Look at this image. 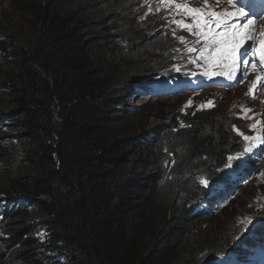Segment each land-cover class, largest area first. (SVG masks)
<instances>
[{"label":"trees","instance_id":"obj_1","mask_svg":"<svg viewBox=\"0 0 264 264\" xmlns=\"http://www.w3.org/2000/svg\"><path fill=\"white\" fill-rule=\"evenodd\" d=\"M153 4L0 0V264H221L255 246L237 242V201L202 229L207 252L189 230L220 202L203 179L243 145L217 98L152 126L126 104L168 93L178 24L145 18Z\"/></svg>","mask_w":264,"mask_h":264},{"label":"rangeland","instance_id":"obj_2","mask_svg":"<svg viewBox=\"0 0 264 264\" xmlns=\"http://www.w3.org/2000/svg\"><path fill=\"white\" fill-rule=\"evenodd\" d=\"M174 2V0H171ZM180 2H184L186 0H179ZM202 1H206V0H201V5L204 7L203 10L205 11V4H214V0H208L206 3L202 2ZM154 4L151 10L152 13V18L155 19L158 17V14L162 13V12H167L166 15L164 16V21L168 23L173 22L175 19H179L178 21H184L185 19H193V17L187 16V14L183 15L180 13V10L178 7H173L171 4H169L168 0H161L160 3L158 4L156 2V0H153ZM198 2V1H196ZM217 2H220V6H218L215 9L221 8V11L217 10V13L219 12H223L225 10L227 11H235V9L233 8V6L231 4L228 3V0H217ZM260 2H262V0H246L245 2V6L243 7L245 9L246 12H249L251 10V8H255L256 9V4H259ZM255 5V7H254ZM181 6V5H180ZM259 6V5H258ZM238 7H241L238 5ZM184 12H187V8L186 6H183ZM215 11V10H213ZM264 12V10L258 11V15L262 14ZM180 14V15H179ZM143 15L145 16V9H143ZM248 17L245 18H240V17H233L231 23H233L234 25H243L244 23L247 22ZM205 19H207V17H205ZM215 19V18H213ZM255 20V19H252ZM194 21V20H193ZM254 23V21H253ZM179 27V29H173V35L174 37L177 39V43L175 44L176 47V51H178L179 53L185 55L186 57L190 58L191 60H195V65L198 67H204V64L201 62L202 58L200 57V54H197L196 51L193 52H189L187 49L189 47L191 48H196L197 47V42L195 41V34L193 32V30L190 32L187 28H184L182 26H177ZM262 28V26H255L253 24V30H260ZM216 31H221L222 29H215ZM180 37H184V41L182 42ZM245 49L248 50V54H252L253 52H255L256 48L253 45H248L247 42L245 41L244 43V49L241 48V52H243ZM170 60L167 62L169 63V65L173 64L174 62H176L178 60V54L175 51H171L170 53ZM238 57L240 58V53L237 54ZM240 61H242L240 59ZM162 66V68L160 69L161 73L164 74L165 76H169V72L166 70L167 68H164L166 66V63ZM221 64H227L228 62H220ZM237 64V63H236ZM168 65V66H169ZM195 69V68H194ZM258 70H262L260 67H257ZM193 70V69H192ZM182 71L179 70V68H176L174 70V73H179ZM173 74V73H172ZM255 76L251 73L248 74V77L239 85L237 86V88L234 91H219V90H207L206 94L199 96L198 93H196V91H191L190 93H185L183 92L184 86H180L179 90L182 91L183 93H176L173 96H165V95H161V96H154L153 98H149L148 95L143 96L140 95L139 97H132L131 99L129 98L127 100V105H130V109L133 111H129L130 113H133L134 111L137 110V108H140V112L142 110L145 111H149L151 112V114L147 115L146 117V121H147V125L148 126H152V125H158L163 123V120H168L169 118H176L177 121H179L181 119V116L185 113H190V114H194L196 112H198L200 110V108L204 107L206 105V103L209 104H213L214 103V97L217 98V105H218V111L221 112V114L224 115H228L229 120H233V118L230 116L229 111H233V109H230L229 111H227L228 109V105L229 102H234L237 104V102L233 101L232 99L237 96V100L238 101H242L245 102L248 105L253 106L254 108H250V107H246L244 108V110H250V112H257L258 115L256 118H254L253 120H258L259 125H260V129L264 131V94L262 92H256L255 95L251 94V92H249V86L250 84L255 80ZM172 80V79H171ZM124 84V83H123ZM156 97V98H155ZM160 99L163 100V102L161 103H157L154 102L155 100ZM154 102V103H153ZM151 107V108H150ZM236 110L239 112L238 107L236 108ZM260 111L259 112L257 111ZM250 133L247 132L246 135L249 136L250 138L255 137L256 139H249L251 144L249 145L247 142H245L243 139L239 138L237 136V141L240 139L242 142V147L240 150V154L242 152L245 151V149L247 148H251L252 146L255 148L256 146H258L257 153L255 155H253L252 159H249V161L251 160L253 163H251V167H253V165L256 166L255 171L254 170H249L247 171L248 173H250L249 177L247 178V180L243 179V177L237 178V182L239 185V187L243 188L239 190V193H244L242 194L244 197H242V199H246V204L244 205V202H239V200L234 199V197H232L229 201L225 202L224 205L221 207V209L227 207V205L229 204V206L226 208L227 210H224L225 214H227L228 212H230L231 210H234L235 205L234 202L237 201V209L238 206L241 207L242 210H247L253 212L254 207H255V201H257V206L259 205V201H262L261 199L264 197V193H263V188H264V136H260V137H256L257 134H260L258 132H256L255 130H253V128L251 127L249 129ZM255 143H257V145L255 146ZM238 145V144H237ZM250 146V147H249ZM261 150V151H260ZM234 157V156H233ZM257 161V162H256ZM235 167H237V169L235 168L234 170H229L231 172H235V170H237L236 172H241V170H246L243 168H240L237 166V164L235 165ZM231 174H229L230 176ZM226 174H224V180H226L227 178ZM239 180V181H238ZM241 181V182H240ZM244 185V186H243ZM215 191V190H214ZM213 191V192H214ZM219 191V188H217V192ZM241 195V196H242ZM263 196V197H262ZM239 199V196H237ZM236 197V198H237ZM243 201V200H241ZM233 203V204H232ZM261 219H264V203L262 202V207H261ZM259 210H256V212H258ZM233 212V211H232ZM238 214V213H237ZM246 215V214H245ZM239 217V216H238ZM240 217H243L242 214H240ZM254 219V214H251V219L249 220H242L238 223H236V225H239L242 228L245 227H249L251 224V221ZM213 220V221H212ZM264 221V220H263ZM206 222L205 220L203 222H195L193 224L190 225L189 230H192L197 236V244L195 246V250L198 252V256H199V251H207L205 249L206 245L209 244L210 242L213 241V239H210L209 235H205L202 236V229L208 228V226H212L213 223H215L212 226V232L215 233V235H217V232L220 231L221 226H219L220 224H218L216 222V217H213L211 219H208V223H204ZM210 222V223H209ZM212 222V223H211ZM256 229H259L256 228ZM254 230V229H253ZM264 234V230H262L261 235L258 237L259 240H261V236ZM255 245H259L258 243H256ZM185 249H183L182 254H185ZM196 254V255H197ZM181 255V254H180ZM181 259L182 255H181Z\"/></svg>","mask_w":264,"mask_h":264},{"label":"snow or ice","instance_id":"obj_3","mask_svg":"<svg viewBox=\"0 0 264 264\" xmlns=\"http://www.w3.org/2000/svg\"><path fill=\"white\" fill-rule=\"evenodd\" d=\"M228 3L233 6L235 11H207L198 8H189L187 12L193 16V24H183L182 21H174L179 26L187 28L190 32L193 28L199 29L195 34L197 36L206 37L205 47L196 50L189 47L187 50L189 52L199 51L200 57L203 58L205 64L209 66H214L218 62H228L226 66L234 69L235 65L240 56H246L248 50L245 49L241 52L246 40L253 39V21L251 19L247 20L243 25H234L231 23L233 17L245 18L249 15L243 7H238L240 0H228ZM177 7H182L178 5ZM207 17V19H205ZM215 18V19H213ZM222 29L221 31H216L215 29ZM264 37V32L261 33ZM181 41H184V37H180ZM212 46L213 51L207 55L208 47ZM260 55V62L264 63V39L261 40V47L258 49ZM195 63V60H192ZM243 63H247L244 60ZM255 67V65H253ZM210 70V69H208ZM208 70L204 74H208ZM217 75H222L223 73H216ZM231 73H229V79H231ZM260 77H257L259 80ZM211 103V102H209ZM250 111V110H248ZM242 135V134H241ZM246 140L251 139L250 137H244ZM206 183V181H204Z\"/></svg>","mask_w":264,"mask_h":264},{"label":"bare ground","instance_id":"obj_4","mask_svg":"<svg viewBox=\"0 0 264 264\" xmlns=\"http://www.w3.org/2000/svg\"><path fill=\"white\" fill-rule=\"evenodd\" d=\"M159 1H161V0H159ZM240 1H242V4H241V7H244L245 6V0H240ZM168 2H169V4H171L173 7H177V5H176V3H174L173 1H171V0H168ZM151 4V3H150ZM148 5H149V3H148ZM146 7V6H145ZM148 8V7H147ZM151 8V7H150ZM149 8V9H150ZM179 8V10H180V13L182 14V16L183 15H185V14H187V16H190V14L189 13H185L184 12V9L182 8V7H178ZM176 9V8H175ZM151 11L152 10H147V9H145V13H146V15H145V18L146 17H152V13H151ZM159 15H161V14H158V16ZM144 18V19H145ZM146 20V19H145ZM166 21V20H165ZM174 21H176V19L174 20ZM170 22V24L171 25H174L175 24V22ZM168 22V21H167ZM184 24V23H183ZM176 29H179V27H176ZM174 31V30H173ZM173 41V40H172ZM174 42V41H173ZM173 48V47H172ZM166 55V54H165ZM247 55H249V54H247ZM246 55V56H247ZM167 66L169 65V63H167L166 64ZM160 70V69H159ZM161 72V71H160ZM158 75V74H157ZM179 75H182V73L181 72H179V73H173V76H171L172 78V80H171V84H172V86H176V85H178L177 84V79H178V76ZM169 82H170V80H168V82H167V84H169ZM180 86H184V88L183 89H181V90H183V92H185V93H187L188 92V88H192V86L191 85H189V86H185V85H183V84H180L179 85V87ZM156 88H160V86H158V87H156ZM165 90H167V88L166 89H164L163 91H165ZM149 91V90H148ZM143 92V91H142ZM178 92H180V93H183L182 91H177L176 93H178ZM175 92H170V93H166V94H162V95H165V96H168V97H170V96H173V95H175L176 94ZM136 96V95H135ZM156 97H158V96H156ZM155 97V98H156ZM187 113H185V114H183L182 116H184V115H186ZM188 115H191L190 113L188 114ZM195 115V114H194ZM193 115V116H194ZM192 116V115H191ZM251 139H256L255 137H253V138H251ZM233 152H236L237 153V151H233ZM228 154V153H227ZM234 157L232 156L231 158H229V160H232ZM249 161V160H248ZM249 162H251V163H253L251 160L249 161ZM247 164V163H246ZM251 167V166H250ZM236 167H235V165H232V166H229L228 167V170H234ZM224 169V168H223ZM237 169V168H236ZM237 170H235V174L237 175H240L241 177H243V175H242V171H244V170H241V172H236ZM247 172V171H246ZM224 174H225V172H224ZM229 177V174L227 175L226 174V177ZM206 177V176H205ZM195 179V178H194ZM204 181H206V183L205 184H212V186H211V188H208V189H211V193H213V191L215 190V188H214V186H216V187H223V188H225L224 190H223V188H219V191L221 192V193H224L225 192V190L227 189V190H232V191H235V190H233L230 186L232 185V180H229L228 178L226 179V180H224V176L223 177H216V176H213V177H211V178H204L203 179ZM233 180H235V181H237V178H234ZM239 181V180H238ZM201 182V181H200ZM210 182V183H209ZM241 182V181H240ZM237 184H238V182H237ZM208 186H210V185H208ZM244 186V185H243ZM236 188H237V193H238V195L240 194L239 193V190L240 189H243V188H241V187H239V185H237V186H235ZM206 188V187H205ZM218 193V192H217ZM236 197L237 196H235L234 197V199L233 200H235L236 199ZM242 197H244L243 195L242 196H239V202H244V205L246 204V199H242ZM208 198L209 199H211L212 198V196L211 195H209L208 194ZM231 198H229V199H227L225 202H227V201H229ZM220 202L219 203H216L217 205H214V207H213V209H211V210H209L208 212H206V215H208V217L207 216H205L204 218V220L206 221V222H204V223H208V219H211V218H213V217H217L218 216V214H217V212L220 210L221 211V207L224 205V203L225 202H221L222 201V199H221V197H220ZM241 200H243V201H241ZM213 202V201H212ZM260 202V201H259ZM257 201H255V207H254V210H253V212H251L250 214H254V212L256 211L255 209L258 207V210H259V213H261V207H262V203L261 204H259L258 206H257ZM211 207V206H210ZM208 208H209V206H206V207H203L201 210H208ZM238 208H239V206H238ZM196 209V208H195ZM204 211V212H205ZM191 213V212H190ZM245 214H242V216H244ZM204 220H202V221H200V222H203ZM262 220H264V219H262ZM213 221V220H212ZM210 223V222H209ZM212 223V222H211ZM211 227V226H210ZM208 228H209V226H208ZM256 228H258V227H256ZM256 228H254V230L252 231L253 233H255L258 229H256ZM210 231V230H209ZM207 232V231H206ZM208 233V232H207ZM211 233V232H210ZM192 233H190V235H191ZM213 234V233H212ZM189 235V234H188ZM193 236V235H192ZM225 237V236H224ZM195 239V238H194ZM217 239V238H216ZM199 240V239H198ZM225 243H226V241H225ZM252 244V243H251ZM253 244H256V243H253ZM259 245H255L254 246V248H259V247H261L262 246V244L261 243H258ZM208 245H210V244H208ZM217 248V247H216ZM215 248V249H216ZM221 249H219V251H220ZM209 251V250H208ZM205 252H207V251H205ZM215 252V251H214ZM210 253V252H209ZM208 253V254H209ZM201 254V253H200ZM211 254V253H210ZM204 255H207V254H204L203 253V255H202V257L204 256ZM208 256V255H207ZM201 257V256H200ZM201 257V258H202ZM206 257V256H205ZM200 258V259H201ZM207 258V257H206ZM210 260V259H209ZM251 260H253L256 264H261L262 262H260V261H257V260H254L253 258H248V261H251ZM205 261H207V260H205ZM206 264H207V262H205ZM209 263V262H208ZM212 263V262H211Z\"/></svg>","mask_w":264,"mask_h":264},{"label":"clouds","instance_id":"obj_5","mask_svg":"<svg viewBox=\"0 0 264 264\" xmlns=\"http://www.w3.org/2000/svg\"><path fill=\"white\" fill-rule=\"evenodd\" d=\"M261 200H263V198H262ZM255 210H258V207H257ZM248 212H250V211H248ZM254 214H256V215H257V214H258V215H261V213H259V211H258V212L255 211ZM254 218H255V216H254ZM255 219H256V218H255ZM250 227H252V224H250L249 227L241 228V233H240V235L237 237V242L240 241V242H243V243H244V242H246L247 240H249V238H248V237H249V234L246 233V231H247ZM236 246H237V244H236V245L233 244L231 247H228L224 253L229 252V251H231V250H235V249H236ZM235 254L237 255V258H239L240 260L243 259V261L238 262V264H241V263H244V264H253V263H254L253 260L247 262V257H249V258H253V259H254L253 256H255V255L257 254V252H251V251H250V252L247 253L246 255H244V254L241 255V254H240V257H239V249L237 248V252H235ZM246 256H247V257H246ZM262 256H264V254H263ZM221 257H223V261L229 259L230 257H233V260L236 259L234 256H230V254H226V255H224V256H222V254H221ZM236 260H237V259H236ZM221 264H222V263H221Z\"/></svg>","mask_w":264,"mask_h":264}]
</instances>
